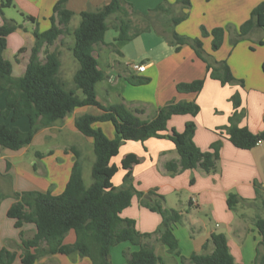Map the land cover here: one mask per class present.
Wrapping results in <instances>:
<instances>
[{
  "label": "crops",
  "instance_id": "obj_1",
  "mask_svg": "<svg viewBox=\"0 0 264 264\" xmlns=\"http://www.w3.org/2000/svg\"><path fill=\"white\" fill-rule=\"evenodd\" d=\"M3 1L0 0V4ZM56 1L58 0H11V6L3 9L6 20H14L20 25V28L7 36L6 49L3 53L4 58L12 65L13 77H20L24 73L30 50L35 42L32 33L35 25L39 32H44L50 27L49 18ZM125 1L131 4L134 11L137 8L138 12L145 10L143 5L150 10L159 2V0ZM211 1H213L212 7L209 6ZM263 1L195 0L193 2L192 0L188 18L179 23L175 31L186 36L197 33L200 23L191 22L190 18L194 9L196 12L206 11L210 18L213 16L218 19L239 17L240 25L248 18L250 11ZM108 2L109 0H67L66 8L74 14L69 29L72 30L77 26L75 24L71 27V22L79 17L80 12L96 11ZM169 2L172 5L174 0ZM11 7L17 10L19 19L7 17L5 10ZM227 15L229 17H226ZM26 16L33 17L35 24L28 21ZM212 24V27L220 26ZM108 32H111L110 40H115L116 32L112 30ZM69 36L67 34L59 36L48 48V51L57 52L59 55L58 79L65 85L66 82L60 79V74L67 73L68 80H72L73 74L78 69V63L70 52L73 40H70ZM109 43L105 41L104 36V43L94 48V56L98 61L99 69L104 74L103 79L95 86L96 99L101 105L122 103L130 110H140L139 117L148 120L157 109L170 101L195 102L199 106V113L196 116H172L167 122L166 134L182 139L190 124L192 141L201 152H208L215 143H220V150L215 172L206 174L200 169H191L180 174H172L163 169L165 162L178 158L172 142L156 138H150L144 142L126 141L112 155L110 164L105 169L108 187L110 189L121 187L124 178L129 176L135 191L145 195L153 191L164 197L166 208L181 212V223L173 226L180 256L188 258L192 253H199L212 234L221 233L227 239L228 249L235 264H254L257 243L261 237L250 221L254 216L252 207L259 204L254 202L256 187L264 197V143L250 150H240L232 146L227 136L220 133L219 129L228 124V117L233 112L230 97L238 93L239 110L244 113L239 126L247 127L254 134L264 131V78H261L255 70L252 76L244 74L243 87L222 86L218 81L207 77L205 64L196 57L192 49L183 45L178 51H174V48L166 43L162 34L152 39V47L148 49L149 51H145L146 63L137 64L146 67L143 73H139L130 67L131 64H135L134 62H127L124 67H121L114 56V51L118 52L115 47L124 42L114 41L113 46L107 45ZM209 43V38L202 42L203 49L208 54L210 53ZM225 45L224 34L223 44L219 50L224 47L227 51L228 48ZM154 46L157 52L152 54ZM21 49L24 51L19 52ZM226 51L222 54L219 51L212 52V56L215 60L223 59ZM232 57L231 53L227 59L229 66ZM40 59H44L43 53L40 54ZM262 61L264 62V59ZM236 76L238 79L242 78L238 73ZM129 78L131 80L146 79L148 92H141V85H131L128 82ZM197 79H204V86L199 93L185 94L176 91V84ZM4 108L5 93H2L0 94V111ZM86 113L97 115L100 111L95 107L76 108L62 121L39 130L28 146L17 151L0 148V250L16 251L19 255L21 238L31 239L35 233L33 224H24L17 229L14 226V220L7 217L8 209L16 202L15 194L27 191L60 194L68 181L74 162L73 154L70 156L71 148L80 153V161L84 156L83 153L89 154L92 166L94 161V155L91 156L93 154L92 140L82 136L74 127V120ZM21 119L11 122L9 117L4 118V121H0V125L17 127ZM107 123L109 122L95 123L93 127L101 129L108 139H113L115 131L112 125L109 123L111 125L109 126ZM26 125L20 124L17 128L21 132H26L28 122ZM37 137H42L45 143L53 145H48V149L44 152L34 149L32 146ZM73 141L77 145H73L71 143ZM36 153H40L42 157L36 158ZM57 153L65 156L62 166H60L61 158ZM82 178H84L83 170ZM228 193L236 194L243 200L233 211H230L226 204ZM121 217L134 221L135 229L140 233L154 232L161 221L158 214L140 206L136 197H133L130 206L122 211ZM245 220L247 225L244 224ZM180 239L184 240L183 244ZM74 241V231L70 230L63 243L72 244ZM145 241L152 246L155 254L162 258V264H182L179 257L169 254L166 247L158 243L156 236ZM154 244L159 245L154 247ZM137 250L138 247L127 242L112 246L109 249L110 262L125 264L126 259H119V251L123 254ZM261 251L264 252V246ZM35 264H90V262L76 256L68 258L57 254L40 258Z\"/></svg>",
  "mask_w": 264,
  "mask_h": 264
},
{
  "label": "trees",
  "instance_id": "obj_2",
  "mask_svg": "<svg viewBox=\"0 0 264 264\" xmlns=\"http://www.w3.org/2000/svg\"><path fill=\"white\" fill-rule=\"evenodd\" d=\"M66 3L67 0L55 2L49 18L50 27L46 31L39 32L35 25L32 32L34 45L30 50L24 73L17 78L12 76V65L4 58L3 53L7 36L20 28V25L14 20H6L3 16V9L11 6V0H4L0 4V94L5 93V108L0 111V116L9 117L11 122L21 118L28 122L26 132L1 124L0 148L20 150L31 144L39 130L62 121L76 108L95 107L100 111L99 114L86 113L74 120L75 129L82 136L92 140V182L87 187L84 185L80 153L71 148L69 151L74 156V162L68 181L60 194L37 191L15 194L16 202L8 209L7 217L14 220L17 229L24 224H33L35 233L31 239L21 238L19 255L16 251L0 250V264H35L40 258L57 254L68 258H84L90 264H111L110 247L124 242L138 247L135 252L123 253L125 264H162V258L156 255L152 246L145 241L153 236H156L160 245L166 247L169 254L179 257L182 264H235L228 249L227 239L221 233L212 234L199 253H192L188 258L180 256L173 226L181 223V212L166 208L164 197L153 191L146 193L152 197V202L145 200V194L134 190L129 176L124 178L121 187H108L105 169L109 166L112 155L126 141L144 142L156 138L172 142L178 158L164 163L163 169L166 172L180 174L186 170L200 169L210 174L216 171L220 143L213 144L208 152H201L192 141L190 124L182 139L166 134V125L172 116H196L199 113V106L195 102L170 101L157 109L150 119L143 120L139 117L140 110H130L122 103L103 106L96 99L95 86L103 79L104 74L99 69L94 48L103 43L106 31L111 28L117 33L114 41L128 42L140 31L150 29L151 19L154 18L152 13L158 12L155 16L159 13L170 14L169 10L173 5L164 1L147 13L141 14L134 11L131 4L125 0H109L107 5L96 11L80 12L78 25L70 30L69 24L74 14L66 8ZM174 4L181 6L180 15L169 19L175 28L188 18L190 1L175 0ZM25 18L35 24L33 17ZM168 24H162L161 27H167ZM174 28L169 35L165 29L161 31L166 43L173 47L174 51H178L183 45H189L196 57L205 64L207 77L218 81L222 86L238 82L243 87V82L233 77L227 61L209 62L204 57L200 38L189 39L180 36ZM254 28L264 32V1L257 4L250 11L248 18L239 25L238 38L247 36ZM200 32L201 37L210 36L212 51L221 47L225 33L223 28L215 27L208 32L201 27ZM64 34L72 37L70 52L78 63V69L72 76V89H67L58 79V53L48 51L59 36ZM258 44L264 45V37ZM22 51L24 49L19 52ZM41 53L44 55L43 60L40 59ZM128 82L135 85L147 83V80L137 79V82H134L129 78ZM203 86L204 79H197L176 84V91L197 94ZM230 102L233 112L228 117V124L219 129L220 133H224L232 146L240 150H250L259 142H264V131L254 134L247 127L239 126L244 117V113L239 110V94L234 93ZM103 122L112 125L115 131L113 139H108L101 129L93 127V124ZM35 156L42 157L40 153ZM255 194L254 202H258L264 211V197L257 187ZM133 197L137 198L140 206L160 216V224L154 232L140 233L135 229L134 221L121 217L122 211L130 206ZM241 201L243 200L236 194L228 193L226 196L230 211ZM253 225L261 237L257 243L254 264H264V252L261 251L264 246V218L256 217ZM70 230L74 231L75 241L72 244H64L63 240Z\"/></svg>",
  "mask_w": 264,
  "mask_h": 264
},
{
  "label": "rangeland",
  "instance_id": "obj_3",
  "mask_svg": "<svg viewBox=\"0 0 264 264\" xmlns=\"http://www.w3.org/2000/svg\"><path fill=\"white\" fill-rule=\"evenodd\" d=\"M167 1V3H170L169 0H159V2L155 5L157 6L158 4ZM190 1V8H191V3L195 2V0H189ZM175 2V0H174ZM174 2H172L171 6V10H169L170 14H163V13H159L157 16H155V14H157L158 12H154L152 13V18L151 19V25L149 26L150 29L148 30H144V31H140L138 35H136L135 37H133L130 41L128 42H124L122 44H120V46H116L115 49L118 51L115 53L114 51V56L116 57V59L118 60V63H120L121 67L125 66V63L127 62H134L135 64H139V63H143L145 61V51H147L149 48L152 47V39L154 40L158 35L162 34V36H164V34L161 32L162 30L165 29V31H167V35H169L172 32V28H174L172 26V24L169 22L170 18L173 17H177L180 15L181 13V6L174 4ZM142 5V4H141ZM213 5V1H211V3L209 4L210 7H212ZM154 6V7H155ZM144 11L140 12L141 14H145L148 12L149 8H145L146 6H144ZM153 7V8H154ZM136 11L137 8H135ZM190 10V9H189ZM189 10H188V15H189ZM7 17H11L15 20L19 19V14L17 13V10L14 9L13 7H11L10 9L5 10ZM190 18H191V22L194 21H198L200 23V25L197 28V33L196 34H192L189 36L186 35H180L178 34L176 31V33L180 36L183 37H187L189 39H195V38H200L202 40V42H204V39L209 38L210 43H209V49H210V53H206L204 51V57L209 61V62H214L217 61V63L222 62V61H227V59L229 58L230 54H233V57L231 58V64L229 66L231 73L233 75V77L237 80V81H242L244 84V74L252 76V74H254V71L256 70L261 78H264V62L262 61V59H264V45L260 46L258 44V41L261 40L264 37V33L261 29L258 28H254L247 36L242 37V38H238L237 36V28L239 27V17H233V18H223V19H218L215 16H213L212 18H210L209 13H207L206 11H201L198 10L196 12V9H194V11L192 10L191 14H190ZM226 17H229V15H227ZM79 20V17H76V19L74 21L71 22V27L73 25H78L77 22ZM133 22L135 23V19L133 18ZM183 22V21H182ZM165 23H169L166 26L161 27L162 24ZM215 23L217 25L220 26H216V27H221L224 29L225 31V36H226V45L225 47L228 48V50L226 51V48H222L221 50H219L221 47L217 50L219 52L225 53V57L223 59L220 60H215L212 56V52H216V51H212L211 50V38L210 36L207 37H201V32H200V28L202 27L205 31H210L211 29L215 28L212 27L213 24ZM114 31L113 29L109 28L106 33H105V41L109 44L107 45H111L113 46L114 43V39L113 41L110 40V34L111 32L108 31ZM175 30V28H174ZM115 32V31H114ZM117 34V33H116ZM263 34V35H262ZM68 37V36H67ZM69 39L72 40V37L69 36ZM103 43H104V39H103ZM223 44V42H222ZM98 46V45H97ZM188 46L190 49L191 47L189 45ZM155 46L152 48L154 49ZM149 51V50H148ZM155 52H157V50H152V54H154ZM119 53V54H118ZM201 61V60H200ZM202 62V61H201ZM203 63V62H202ZM228 64V62H227ZM263 64V65H262ZM237 73L240 75L241 79L236 78ZM17 75V74H15ZM60 79H64V81L66 82V88L67 89H72L73 88V83L72 80H68V74L67 73H61L60 74ZM134 82H137V79L133 80ZM147 83H143V84H135V86H140L141 85V92H148V89L146 88ZM231 85H237L239 87H241L239 85V83H234ZM79 95V92H78ZM22 121H20V123H17V127H19L20 124H23L24 126H27V122L26 119L23 118L21 119ZM0 121H4V118L0 116ZM109 126H111L109 123H107ZM15 127V128H17ZM18 129V128H17ZM19 130V129H18ZM73 143V145H77V143H75L74 141L71 142ZM48 145H53V144H48L45 143L44 139L42 137H37L33 143L32 148L37 149L39 151H45L46 149H48ZM84 150V149H83ZM72 156V153H70ZM57 155L60 156L62 163L60 164V166H62L64 160H65V156L61 153H57ZM83 158L81 159L82 161V170H83V182L85 185H89L92 182L91 179V157L89 154H84L83 153ZM91 156H93V154H91ZM252 213H253V218L251 219L252 221L255 220L256 217H261L264 218V211L261 208V206L259 204L255 205L252 207L251 209ZM237 212H239V209H237ZM250 221L252 224L253 222ZM247 225V221L245 220V223ZM181 243L183 244L184 240H181ZM159 244H154V247H158ZM120 250V249H119ZM119 259H125L122 252L119 251Z\"/></svg>",
  "mask_w": 264,
  "mask_h": 264
},
{
  "label": "built area",
  "instance_id": "obj_4",
  "mask_svg": "<svg viewBox=\"0 0 264 264\" xmlns=\"http://www.w3.org/2000/svg\"><path fill=\"white\" fill-rule=\"evenodd\" d=\"M130 67L132 70H135L136 72H139V73H143L146 69L144 65H137V64H131ZM263 143L264 142H259L257 145H261Z\"/></svg>",
  "mask_w": 264,
  "mask_h": 264
},
{
  "label": "water",
  "instance_id": "obj_5",
  "mask_svg": "<svg viewBox=\"0 0 264 264\" xmlns=\"http://www.w3.org/2000/svg\"><path fill=\"white\" fill-rule=\"evenodd\" d=\"M143 198H144L145 200L149 201V202H152L151 197L148 196V195H144Z\"/></svg>",
  "mask_w": 264,
  "mask_h": 264
}]
</instances>
